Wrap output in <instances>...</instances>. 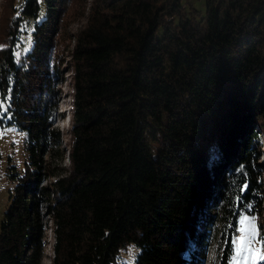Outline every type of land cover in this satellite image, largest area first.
<instances>
[{
  "label": "trees",
  "instance_id": "trees-1",
  "mask_svg": "<svg viewBox=\"0 0 264 264\" xmlns=\"http://www.w3.org/2000/svg\"><path fill=\"white\" fill-rule=\"evenodd\" d=\"M199 1L91 0L64 54L68 0L11 5L0 126L25 131L26 159L6 167L0 264H41L46 228L49 264H126L129 243L132 264H201L213 226L226 264L239 215L264 226V0Z\"/></svg>",
  "mask_w": 264,
  "mask_h": 264
},
{
  "label": "rangeland",
  "instance_id": "rangeland-1",
  "mask_svg": "<svg viewBox=\"0 0 264 264\" xmlns=\"http://www.w3.org/2000/svg\"><path fill=\"white\" fill-rule=\"evenodd\" d=\"M194 5L197 7H200L201 2L199 0H191ZM18 0H0V34L2 32V28L4 27L6 23V17L10 14L11 5L13 3H17ZM91 2V0H68L67 3V9L66 13L63 14V23L59 27L58 33V40H57V46L58 51L62 54L67 53V49L70 45L71 36L74 33V31L79 28L81 25L85 22V14L88 11V3ZM1 36V35H0ZM26 48L24 45L19 46L18 52L24 50ZM70 72L64 71L63 72V79L60 80L56 86L59 89V93H57V106H56V112L58 113L57 117L52 120V125L57 127L60 131V139H61V145L63 148L67 147V143L69 141L68 139V128H69V122H70V112H69V106L71 103L70 99V86H69V74ZM25 131L21 130L19 128H15L11 125H2L0 126V214L3 210V207L6 204L7 201V189L12 188L14 181L9 179L7 175V165L12 164L16 168V170H20L22 166V162L26 159L25 154ZM264 145V142L262 143ZM259 158L264 159V148L261 149V153L259 154ZM66 158L64 157L63 163L66 164ZM262 182L264 183V172L262 176ZM205 210H208L206 208ZM209 212V211H208ZM242 216H247L250 219L254 218L255 224L257 226V233L260 231L264 232V226L259 227L256 220H258V217L256 214H240L238 219L236 220V233H234L232 239V245L230 248V257L229 260L226 262V264H229L232 257L235 255V243L238 242L239 238L241 237L242 233L239 231L241 225H240V219ZM264 221V219H263ZM48 225H50L49 222H47ZM45 233V245H44V254H42V257L40 258L41 264H49V256L51 253V240H52V233H50L49 228H46L44 230ZM220 233L216 226H213L211 228L208 239L209 243L206 244V251L205 256L203 257V262L201 264H217V261H219V255L221 254V250L224 247L223 242V236L219 237ZM252 250V252H255L257 249L259 250L256 258H251L250 253L244 254L240 259L237 260L236 264H259V256L264 253V238L255 237L252 244L249 246ZM136 251V247L134 244L129 243L127 244L125 249H122L119 253L120 256L123 258V260L126 262V264H132L133 262V253ZM246 257V258H245Z\"/></svg>",
  "mask_w": 264,
  "mask_h": 264
},
{
  "label": "snow or ice",
  "instance_id": "snow-or-ice-1",
  "mask_svg": "<svg viewBox=\"0 0 264 264\" xmlns=\"http://www.w3.org/2000/svg\"><path fill=\"white\" fill-rule=\"evenodd\" d=\"M0 107H2V105H0ZM240 225L241 227L239 231L242 233V235L238 242H234L235 255L232 257L229 264H236L237 260L246 253H250L251 258L254 261L259 252L258 249L255 252H252L251 248L249 247L257 236V226L255 224L254 218L250 219L247 216H242L240 219ZM259 259L264 260V255H260Z\"/></svg>",
  "mask_w": 264,
  "mask_h": 264
}]
</instances>
